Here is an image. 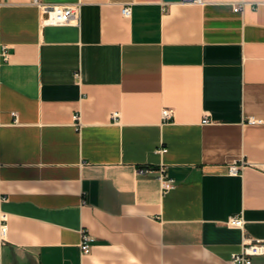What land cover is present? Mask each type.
Instances as JSON below:
<instances>
[{
	"label": "crops",
	"instance_id": "crops-1",
	"mask_svg": "<svg viewBox=\"0 0 264 264\" xmlns=\"http://www.w3.org/2000/svg\"><path fill=\"white\" fill-rule=\"evenodd\" d=\"M38 1L79 18L0 0V264H231L264 240V0Z\"/></svg>",
	"mask_w": 264,
	"mask_h": 264
},
{
	"label": "built area",
	"instance_id": "built-area-1",
	"mask_svg": "<svg viewBox=\"0 0 264 264\" xmlns=\"http://www.w3.org/2000/svg\"><path fill=\"white\" fill-rule=\"evenodd\" d=\"M181 4H201L202 0H180ZM33 5L39 7L41 13L45 17L43 20L44 25L55 26V27H63V26H71L74 25L79 18V10L80 4L64 6V7H51V6H43L39 3L38 0H32ZM234 11H239V7H235ZM131 14V10L129 7H124L121 10V15L125 18H128ZM2 60L6 61L8 55L5 53L3 49L1 53ZM162 118L165 121L171 120V114L164 110L162 111ZM203 124H208V120H204ZM250 124H255L256 122L250 120ZM159 153H165L164 150ZM247 163L245 161H241L239 164L231 165L228 168V174L231 176H235L240 174L241 170L247 167ZM260 173L264 174V165L253 167ZM144 172V169H139L137 171L138 174ZM157 179L160 182L161 190L167 191L174 187V181L168 177L166 167L161 165L157 171ZM228 227L242 230L244 226V222L241 218L234 217L229 219L227 223ZM7 225L6 218L4 215L0 216V247L6 243L7 237ZM93 240L84 232L81 233V241L79 244L80 251L83 255H88L91 249V243ZM257 257H264V240H250L243 243L239 253L233 254L230 259L231 264H253L252 260Z\"/></svg>",
	"mask_w": 264,
	"mask_h": 264
}]
</instances>
